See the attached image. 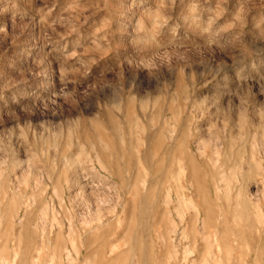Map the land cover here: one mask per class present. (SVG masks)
<instances>
[{
	"label": "rangeland",
	"instance_id": "374dc122",
	"mask_svg": "<svg viewBox=\"0 0 264 264\" xmlns=\"http://www.w3.org/2000/svg\"><path fill=\"white\" fill-rule=\"evenodd\" d=\"M201 257L264 264V0H0V264Z\"/></svg>",
	"mask_w": 264,
	"mask_h": 264
},
{
	"label": "bare ground",
	"instance_id": "6f19581e",
	"mask_svg": "<svg viewBox=\"0 0 264 264\" xmlns=\"http://www.w3.org/2000/svg\"><path fill=\"white\" fill-rule=\"evenodd\" d=\"M204 212H205V210H204ZM200 214V213H199ZM196 218V217H195ZM201 223V222H200ZM207 231V230H206ZM219 239V238H218ZM216 242V241H215ZM216 244V243H215ZM217 246H218V249H217V256H219V254H220V252H221V247H220V244H217ZM186 250V249H185ZM210 253V252H209ZM188 254V253H187ZM208 255H210V254H208ZM201 256V255H200ZM205 256V255H204ZM206 258H207V255L205 256ZM202 258V257H201ZM201 258H200V260H201ZM231 255H229V256H227V258H226V262H228L229 263V261L231 262ZM172 259V258H171ZM208 259V258H207ZM214 259H215V257H214ZM145 260V259H144ZM210 260V259H209ZM219 261H220V259L218 260V263H219ZM200 262H202L201 264H208V261L206 260V259H204V258H202V261H200ZM214 262L217 264V262L214 260ZM221 262V261H220ZM26 263V262H25ZM24 262H22V263H20V264H25ZM227 263V264H228Z\"/></svg>",
	"mask_w": 264,
	"mask_h": 264
}]
</instances>
